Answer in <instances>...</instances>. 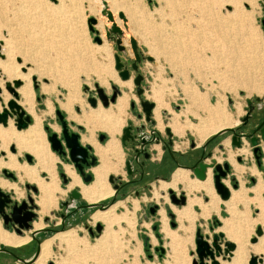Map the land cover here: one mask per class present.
Listing matches in <instances>:
<instances>
[{
    "label": "rangeland",
    "instance_id": "374dc122",
    "mask_svg": "<svg viewBox=\"0 0 264 264\" xmlns=\"http://www.w3.org/2000/svg\"><path fill=\"white\" fill-rule=\"evenodd\" d=\"M207 1L208 0H113V4H110V6L113 9H116L115 13L110 10L108 5L106 6L112 13L113 17L116 18L115 20H118L120 23L123 22L122 19L118 18L119 11L126 13L128 19L125 20L126 23L128 22V26L124 25L125 31L122 29L124 31L121 36L122 44L126 49V54H122L117 51L114 40H108L104 35L105 27H108L110 22L107 17L101 13L102 0H0V41L1 46L6 48V51L0 49L3 54V56L0 57V63L8 56V58H10L9 60L17 66V71L19 73H25L27 68L35 67L41 68L40 70L46 72L43 74L45 76L41 77L39 82L37 81V88H34L32 79L30 80V84L33 91L34 110L37 114L42 116L41 128L48 145L49 142L46 139L48 131L44 129V126H48V130L51 132H56L58 135L60 134V126L57 123L55 115V109H59L60 112L63 113L69 128L71 127L75 132H78L80 136L88 131V133L92 135L94 143L103 147L110 140L108 139V132L102 129H96L91 125L85 126L83 122L79 123L82 125V129L79 131L74 126L75 122H73V126L70 125L72 121L68 119L67 113L74 116H80L83 111L87 112V110L91 108L87 101V97L91 95L96 96L94 89L95 83L102 87L108 96L112 94L111 86L114 85L120 90L116 99L122 94L127 95V103L123 106V111L119 113L118 127L115 126V129H117L115 132L116 142L121 151L118 143L120 142V136L122 133L120 130L127 125H130L132 133L139 137L140 134L138 133V130H136L137 127L134 126H139V124H149V122L145 120L144 114L141 110L139 98L135 92V85L133 82L129 79L131 84L128 86L123 85V82L114 74L115 53H118L122 60L128 58L133 59L134 56L129 44V37H133L143 56L138 67V72L143 75L142 87L144 88V92L142 96L149 101H152L154 105L156 103L158 107L161 105L168 109L162 108L160 114L158 113L159 116H157L156 112V116L153 114L156 120H159L160 118L163 125L162 128H157L156 131L160 137L167 139L168 135L165 132L167 122L172 118H176L178 124L181 125L182 128H185V131L180 136H172V146H174L176 150L183 151L189 147V142L191 140L196 144L200 143L201 140L194 127L186 128V126L183 127V125L187 122L196 125L199 124L200 120H204L208 129L213 127L218 121L217 119H219L218 117L211 115V112L217 106L216 104H218L222 110L224 109V115L230 119V121L233 123L237 121L236 124L231 126L232 128L239 125L240 120L246 114L248 100L251 103L258 102V105H264V57H259L261 63H259L260 61L257 57L254 59V62H252V64L254 63V68H252L253 66L249 67V73L251 74V80L249 79L250 83L248 81H243L242 86H233L234 79H226L221 76L217 77L214 74V70L218 66V63L216 61H214V63L207 62L204 59L206 56L204 54L207 51L205 45L206 41L205 38L203 39L204 35L203 37L200 36L199 39L195 36L199 32L198 30L196 33L197 30L195 25H197L199 21L203 23L202 27L206 26L204 24H207L208 21V14L205 12L207 11ZM110 3L112 2L110 1ZM217 8L219 9L218 6ZM239 11L240 18L242 17L241 22L244 25L243 30L241 31V36L245 33V35L241 37V40L246 41L247 44L249 41L254 42V44L257 45L256 47L253 46L255 51L260 50L261 47L264 51V45H260L261 43H264V0H240ZM219 12L224 15L231 14L232 5H222ZM89 18L95 19V23L92 24V30L89 29ZM202 32H204V29ZM95 36L100 38V43H97L94 40ZM178 37L182 38L181 40L183 41L185 48L183 52L179 51L176 46V40ZM198 40H200L201 43L198 42ZM5 42L6 44H4ZM187 44L191 45L187 46ZM187 47H190V49ZM146 56H150L152 59L147 60L145 58ZM200 57L203 58L201 59ZM17 59H19V61H17ZM22 66L24 68L26 67L25 70L22 69ZM44 67L49 68L47 69L48 71H45L46 68ZM50 74H54L55 76H51ZM32 76H35L37 79V74L31 75V78ZM5 81H7V79H5V76L0 73V83L2 84L1 89L10 95L4 89ZM53 82L55 83L53 91L50 93L41 91L40 84H53ZM58 85L61 87H58ZM188 86L190 87L188 88ZM85 87L86 89H84ZM71 89L75 90L74 92H76V96L79 95V97H81L83 105L79 106V103H74L71 111L65 112L66 110L62 109L60 104L65 102L66 94H68ZM186 89H192V92H195L196 95L199 94L198 96H200L199 100H196L193 106L190 105V101L185 95ZM255 98H258V100ZM18 99L19 97L17 100ZM47 101L50 102L52 111L48 114H41L47 109ZM115 103L116 100L104 107L100 101H98L99 105L111 113H116ZM131 103H133V106H131ZM75 106L78 107L79 111H76ZM96 107L97 105L95 108ZM10 120L13 123V120ZM32 121L33 118L31 116V122L29 125ZM51 124L56 125L58 129L52 128V126H50ZM0 126L6 127L7 125L2 126L0 124ZM169 127L171 129L172 126ZM149 132L150 131L147 130V133ZM172 132H175L173 128ZM98 133L99 135L103 134L104 137H106L102 142L99 141ZM223 140V137H219L211 142L209 147L204 151V161L206 163L216 162L219 164L227 162L230 171L222 181L227 183L230 190L238 189L239 185H242V187L246 189V197H244L242 201L236 203L235 209L243 214L244 220L242 223L246 227L245 233L248 238L247 245L249 247L254 244L250 243V238L255 236V228L262 225L264 222V219L262 223L253 221L258 214L259 207L255 202H250L248 200L249 198L257 197L259 195L255 193L254 187L257 184V180L264 183V165H262V161H260V165L256 163L253 147L247 138H243V142L240 146L247 149L245 154L235 153L240 147L232 146L229 142L228 146L223 145ZM152 144L153 143L148 145V153L150 155L149 158L145 160H149V163H155L159 160V152H156ZM258 147L260 148V152L258 153L260 159L262 158V160H264V140H260ZM48 149L57 157L54 170L59 183L58 187L60 186L63 191L56 193L57 204L45 216L57 221V219H55V214L61 211L59 203L66 198V194L69 191L67 186L70 179L64 172V164L70 165L78 175L79 173L75 170L67 156H58L50 149V146ZM129 150L133 152L132 145ZM7 151L11 154H15L17 163H26L22 153L17 154L16 150L12 153L9 147L7 148ZM123 151L124 153H122L121 162L122 169H120L115 176L121 175L123 178L122 180L125 181L130 178L126 174V166L124 162L126 152L128 153V151L126 149ZM159 151H161L160 148ZM229 151L234 154L233 163L227 158ZM5 155L4 152V156ZM4 156L0 154V157L4 158ZM237 158H240V160ZM112 162H114V159ZM31 164H33V162ZM95 164L97 163H94L93 166H95ZM234 165L242 166L241 171L236 173ZM253 168L257 170V173L252 172ZM1 169L2 168H0V178L4 179L1 174ZM10 171L14 174L16 172L12 169H10ZM86 172L90 173L89 171ZM61 173L64 175L66 182L63 181V177L60 175ZM192 173L193 172L191 171L190 176L195 178ZM107 175L103 180L106 183ZM41 176L45 178L47 177L45 173H41ZM112 176L117 178L114 175ZM149 177L150 179L143 182L141 188L126 187L117 190L114 189L112 183L108 181L109 186H111L114 192L115 198L113 202L119 203L115 208V214L127 215L130 219H133L134 222L130 225L126 220L122 219L118 223H114L112 230L114 234H116V237L113 239L114 241L111 240V243L109 242L108 247H106L104 251H98L96 254L89 256L79 255L81 257H74L75 259L71 258L72 262L70 264H174V262L177 264L181 261H183L181 263L184 264H192V257H196L194 238L197 229H199L202 235L208 239H211L213 234L219 232L223 233L224 240L225 238L227 239L225 233L221 230L224 219L229 217L228 210L223 203L219 204L217 211L212 210L206 217L199 215L201 210L197 205L193 206V213L196 217L193 220L192 228H190L185 219L178 220L175 214L171 211V207L177 206V208L180 209L182 205H177L170 201L167 188L163 191L159 189V192L163 197H154L153 191L155 188H158L160 184L159 182L161 181H157L160 178L155 174H151ZM191 177L188 175V178ZM79 178L81 179L80 175ZM231 178H234V182L237 184L236 188H232ZM211 179L213 186L212 175ZM92 180L85 184H90ZM116 181L118 182L117 179L115 180V183H117ZM163 181L168 182V180L164 178ZM12 182H16V180ZM25 182L26 181H23L21 184H17V189L20 192V195L15 196L13 194V197L17 200L21 197H25L26 189L23 185ZM121 182L122 181H120V183ZM177 184L175 188H173V192L176 193V195L179 193L183 194L184 191L187 199L195 196L199 197L203 202L208 201V197L202 191L186 193L185 190L181 188L182 184H180L181 186H177ZM213 189L215 191V188ZM2 190L6 191V189L3 188ZM259 193L261 201L264 203V189L260 190ZM31 194L34 199L39 193L31 192ZM216 195L221 201L228 200H222L218 193H216ZM154 204L157 205V210L156 213L152 214L148 210V207H152ZM183 206H185V204ZM169 212L174 214L173 218L168 215ZM162 213L165 217V224L160 220ZM39 215L40 214L38 213V216ZM88 216H91V214ZM42 219L40 218L41 222ZM38 220L39 219H35V221ZM171 222H174V226L171 225ZM49 223L50 220H48L46 224L48 225ZM97 223L102 225V232L104 224L101 221H98ZM87 225L88 227H85L83 224L79 223L64 228V230L74 228L79 238L87 240L88 243L93 244L95 238L98 237L101 232L97 233L95 231L96 225L92 224L89 217L87 219ZM165 226L166 230L173 233L174 237L177 238V243L174 246L178 250L169 244L170 237L165 234ZM89 227L92 229V232L89 231ZM182 227H188V230L185 231ZM6 230L17 234L12 229ZM26 232L27 231L23 230L22 233ZM39 238L42 241L46 239L44 235L39 236ZM30 241L28 243H30ZM28 243L18 248H8L14 251H20L22 248L24 249ZM32 243L29 252L33 253L36 244L34 242ZM161 247L163 248L162 252L160 251ZM173 251L176 252V255H174ZM65 254L66 252L63 250V247H60L55 243L52 246V256L48 259L47 263L50 261L53 264H56L55 260L60 256H65ZM252 254L261 257L264 256L263 252L250 251L245 264H248L249 257ZM173 256H176L177 259ZM230 257L231 255L225 256L223 260H229ZM1 264L24 263L16 262V260L11 258H5ZM261 264H264L263 261Z\"/></svg>",
    "mask_w": 264,
    "mask_h": 264
},
{
    "label": "bare ground",
    "instance_id": "6f19581e",
    "mask_svg": "<svg viewBox=\"0 0 264 264\" xmlns=\"http://www.w3.org/2000/svg\"><path fill=\"white\" fill-rule=\"evenodd\" d=\"M102 1H105L107 3L108 7L113 13L116 12V9H113L110 6V4H113V0H102ZM110 1L112 3H110ZM224 4L232 5L231 14L224 15L221 14V12H219L220 7ZM206 6H207L206 7L207 11L205 12H207L208 14L207 16L208 18L206 17L208 19L207 24H204L206 26L202 27L203 23L199 21L198 24L195 25L197 30V31L195 30L196 33L199 30L198 34L195 36L199 39L200 36L203 37L204 35L203 39L205 38L206 41L205 45L207 51L204 54L206 55L204 59L207 62L209 61L214 63V61H216L218 63V66L214 70V74L217 77L221 76L226 79H234L233 86L236 85L242 86L243 81L249 82L251 80L249 67L253 66L252 68H254L253 65L254 63L252 64V62H254V59L256 57L258 58V60L260 56L264 57V51L262 50L261 46H260L261 49L258 48L260 50L255 51V48L253 46L256 47L257 45H255L254 42L249 41V43L247 44L246 41L241 40V37L244 36L245 33L243 32L244 35L241 36V31L243 30L244 25L241 22L242 17L240 18V11H239L240 0H208ZM217 6L219 7V9L217 8ZM123 14L125 18L126 14L125 13ZM203 29L204 32H202ZM181 39H182L181 37L177 38L176 46L179 49V51L183 52L185 48L183 41ZM201 41L198 40V42L200 43ZM4 44H6V42ZM188 45L190 46L191 44H187V46ZM260 45H264V43L263 44L261 43ZM187 48L190 49V47ZM1 50L6 51V48L3 46ZM9 59L10 58H8L7 56L6 59L0 63V73L5 76V79H7V81L5 82H9L10 84H12L13 81L16 79H19L21 81V85L16 89L19 95V99L17 100V102L26 111V113L32 116L33 121L25 130H21V131H17V129L15 130L14 126L12 125L13 123L10 119H8L6 127L0 126V151H4L6 154L5 159L0 157V168L15 170L18 181L21 182L26 180L29 183L35 184V186L37 187L39 194L35 198V203L39 206L38 213L40 215L38 218L39 220L33 222V229L36 230L38 228L40 229L43 226V223L40 220L41 216L47 214L50 209L56 206L57 204L56 193L60 191L62 192V190L58 187V180L56 178V174L54 170L57 157L54 154H52L48 149V144L45 140L44 137L45 135L41 128L42 116L40 114H37L36 111L34 110L33 91L31 89V84H30L31 75L37 74L36 81L39 82V79L41 77H44L45 75L43 74L46 72L40 70L41 68L35 67V68H27L25 73H19L17 71V66L13 64V62L10 61ZM259 63H261V61ZM256 64L258 65L257 62ZM22 68L24 67L22 66ZM44 68H46L45 71L49 69L47 67ZM54 74L53 75L50 74V75L55 76L56 74L55 75ZM122 81H127V80H122ZM54 84H55L54 82L53 84H40V89L42 92L50 93L51 91L54 90ZM122 84L128 86L131 83L130 81H127V82H123ZM0 85L1 88L2 84L0 83ZM189 87L190 86H188V88ZM74 91L75 90L71 89L68 92V94H66L65 102L60 104L62 109L66 110V112L71 111V108L74 103H79L78 104L79 106L83 105L82 102L83 100L81 99V97H79V95L76 96L75 95L76 92ZM185 95L189 99L190 105L192 106L194 105L195 101L199 100L200 98V96H198L199 94L196 95L195 92H192V89H186ZM0 96L2 98V102L0 103V111H1L2 109L1 104L5 105L7 100L10 99L11 96L5 93L3 90ZM126 103H127V95L122 94L120 97L116 99V103H115L116 113H111L110 111H107L97 103L96 108L91 107L92 109L91 108L88 109L87 112L83 111L80 116L78 115L74 116L72 114L70 115L69 113H67V116L69 119L75 121L76 123L83 122L85 126L91 125L92 127L94 126L96 128L100 127L102 129L108 130L110 135H112V133L114 135V132L117 131V129H115V126L118 127L119 124L118 121L119 113L123 111V106ZM216 105L217 106L213 109V111L212 112L210 111L212 116L219 118L217 119L218 121L213 127L208 129L205 125L204 120H200L199 124L196 125L187 122L185 125H183V127L184 126L188 128L194 127L201 141H203L208 136L213 135L217 131L224 128H230L232 125L237 123V121H235L234 123L230 121V119H228L224 115L223 112L224 109L222 110L218 104ZM160 110L158 109V107H155L152 112L154 115L156 112L157 116H159ZM51 111H52V106L50 102L47 101V109L45 112L41 114L44 113L48 114ZM167 124L168 126H172L171 128H173L175 132H180L179 129H182V126L178 124L176 118H172ZM157 125L159 127H162L160 118L159 120L157 119ZM50 126H52V128L54 129H58L57 126L54 124H51ZM81 139L82 141H85V143L86 142L90 143L94 147L95 152L98 153L99 155V164L93 169L94 181L88 186H85L80 182L79 177L76 176L74 171L71 169L70 165L68 166L67 164H64L63 169L70 178V183L68 187L72 185H78L82 192V196L89 202H94L99 199H103L111 196L113 191L103 180L108 172L116 173L118 171V168L121 166L122 152L119 150L117 146L116 139L111 138L103 147L95 144L92 135L89 133L87 135L86 134L82 135ZM228 142H229L228 140H224L225 143L224 145L228 146ZM10 144H14L17 154L23 152L30 154L33 157V164L29 165L25 162L21 164L17 163L16 156L7 151V148L9 147L8 145ZM246 152L247 149L245 147H240L237 149V152L235 153L245 154ZM233 156L234 154L231 151H229L227 154V158L232 163H233ZM113 159L114 162H112ZM241 169L242 166L234 165V170L236 173L241 171ZM252 172L257 173V170L253 168ZM40 173H45L47 175V179L45 180L44 178H42L40 176ZM211 173H212L211 169L208 168L205 179L199 180L197 178H188V171L178 170L176 171V174L174 175L171 182L161 184L162 188H165L167 186H172L175 188L176 184L180 183L182 184V188L186 191V193H192L198 190H202L209 197L208 201L204 203L200 198L193 196L192 198H188V199L186 198L187 200L185 202V206H183L182 208L178 209L175 206L172 207L176 213V218L178 220L185 219L188 222V226H190V228H192L193 220L196 217L192 209L194 205H198L199 208L201 209V212L205 214L206 213L208 214V212H211L212 210L217 211L219 208V199L216 196L215 191L213 189L214 186H212ZM224 184L227 186V183L225 181ZM0 187L3 189H12L16 193L18 192V189L16 188L15 184L8 183V181L3 179H0ZM262 189H264V183L257 180V184L254 187L255 193L260 195L259 191ZM259 195L257 197L249 198L248 200L250 202H255V204L258 205L259 207L258 214L253 221L256 222L258 221L262 223L264 219V203L261 201ZM244 197H246V189L243 188L242 185H239L238 189H231L228 200L222 202L228 210L229 217L224 219L221 230L225 233V236L227 237V239L225 238V240L228 241L231 240L232 243L235 245V249L230 252L229 256L231 255V257L229 258V260H223L222 256L215 257V259L218 261L219 264H245L246 258L250 251L263 252L264 254V231L260 236L257 237V241L254 244L250 245L249 247L247 245L248 238L245 233L246 227L242 223L244 217L243 214H241L242 212L240 213L235 209L236 203L242 201ZM118 204L119 203H115L111 205L108 209L103 211L96 210L92 214L91 218L93 222L101 221L104 224L103 231L99 234L98 237L95 238L93 244L88 243L87 240H83L79 238L74 228L65 231L56 232L52 236L44 239L40 243L38 256L31 264H48L47 261L52 256V246L55 243L56 245L63 247V250H65L66 252L65 256H60L57 260H55L56 264H70L72 262L71 258L73 259L74 257H77L79 255L89 256L92 254H96L98 251H104V249L108 247L109 242L111 243V240H113L116 237V234H114L112 230V226L114 223L116 222L118 223L122 219L126 220L127 223L130 225L132 224V222H134L133 219H130L127 215L115 214L114 211ZM207 214L205 216H207ZM164 218H165L164 216H161V220L163 224H165ZM182 228L185 231L188 230V227H182ZM165 234L166 236L170 237L169 244L171 246H174L177 243L176 241L177 238L174 237L173 233L166 230V226H165ZM28 240H29V236L27 234L23 236H19L14 234L13 232L9 233L0 228V243L2 244L10 245V246H20L27 243ZM175 249L178 250L176 247ZM175 251H173L174 255H176ZM173 257L177 259L176 256ZM262 258L264 263V256ZM181 262H178L177 264H184ZM207 263L209 264V261H207Z\"/></svg>",
    "mask_w": 264,
    "mask_h": 264
},
{
    "label": "water",
    "instance_id": "95a60500",
    "mask_svg": "<svg viewBox=\"0 0 264 264\" xmlns=\"http://www.w3.org/2000/svg\"><path fill=\"white\" fill-rule=\"evenodd\" d=\"M106 2L102 1V9L101 13L102 15L106 16L108 21L110 22V25L108 27H105L104 35L106 39L108 40H114L116 44V49L119 53L126 54V49L124 48L122 44V38L124 31L116 25L114 22V17L110 10L107 9ZM118 17L125 20L123 14L121 12L118 13ZM89 29L92 30V24L95 23L94 18H89ZM94 40L97 43H100L101 40L98 36L94 37ZM129 44L130 49L133 53V59H126L122 60L118 53L114 54V68L118 73V76L121 80H128L131 77V73L134 72V76L132 77V82L135 85V92L139 98V103L141 106V110L144 114L145 120L151 124H154V119L152 116V108L154 106L152 101H149L148 99L144 98L142 96L144 92V88L142 87V81H143V75L138 72L139 64L143 58L141 51H139L136 40L133 37H129ZM0 49H1V41H0ZM3 54L0 51V57H2ZM147 60H151L152 58L150 56L145 57ZM19 61V59H17ZM25 70V68H22ZM33 86L34 88L38 87V83L36 81V77L32 76ZM21 85V81L19 79H16L13 81L12 84L9 82L4 83V89L11 95V98L7 100L6 104H1V111H0V124L2 126H6L8 119L13 120V125L17 130L25 129L29 123L31 122V115L26 113L25 110L20 106V104L17 102V98L19 97L16 89ZM112 87V94L108 96L104 89L100 86H98L97 83L94 84L95 89V95H91L87 97V101L90 105V107H95L100 101L102 106L106 107L109 103H113L116 100L117 94L120 93V90L117 89L114 85ZM86 89V87L84 88ZM2 92V89L0 88V94ZM258 100V98H255ZM0 102H1V96H0ZM247 104L249 105V112L251 111V102L248 100ZM131 106H133V103H131ZM76 111H79L78 107L75 108ZM55 115L57 120L60 122L62 130H61V136L56 132H51L47 134L46 139L49 142L50 149L54 151L58 156H67L69 161L73 164V167L77 170L79 175L82 178V181L84 183H89L92 180V175L90 173L84 172V167L89 165H94L96 159L94 156H91L89 154L90 147L88 145H84L80 142V135L78 132L75 131H68V125L67 121L64 118V115L62 112H60L59 109H55ZM248 119V116L246 115L241 120L246 121ZM264 120L261 121L260 124H262ZM44 129L48 131V126H44ZM231 130L233 132L232 138H231V145L239 147L241 144V138L240 135L236 132L235 128H224L213 135H210L205 141L202 143V151L199 155L198 159L195 161L194 164L191 166H188L190 171L193 172L195 177L199 180H203L206 177L207 169L210 168L212 171V178H213V186L215 188L216 193L220 196L222 200H226L230 196V190L229 188L223 183V178L227 176V171L229 170V165L227 162L224 164H219L216 162L206 163L204 161V151L205 147L208 143V141L213 138L214 136L221 134L223 132H226L227 130ZM260 135L261 139H264V126L260 128ZM152 133H154V130H151ZM166 134L169 136L166 144L163 146V149L167 148L168 151H170L169 146L172 145V139H171V132L168 127L165 128ZM247 137L249 138V142L251 146L253 147V153H255V159L256 163H260V156L257 153L259 150L258 147V137L253 136V133L248 134ZM133 136L131 134V126L127 125L122 129V136H121V142L125 144L126 141L132 140ZM104 139V135H99V140L102 141ZM151 142L157 143V138H152L150 140ZM145 138L141 139L142 145H146L148 142ZM9 149L12 153L16 150L14 144L9 145ZM4 154V151L1 152ZM145 158L149 157L148 152L143 153ZM209 155V154H208ZM24 157L27 163L31 164L33 162V157L28 154L24 153ZM240 160V158H237ZM126 166V172L128 174H132L131 170V164L130 161H125ZM2 173L12 178L13 180L16 178V175L11 172L7 171L6 169L2 170ZM63 177V181L66 182V179L64 175L60 174ZM114 178L111 176L109 177V182L112 183ZM232 188H236L237 184L232 180ZM24 187L26 189L31 188L34 193L37 192V188L35 185H31L29 183H25ZM114 189H117V185L115 184L113 186ZM170 201L177 205H184L186 202V196L185 194H180V196L176 195L171 189L168 190ZM68 195L72 198H78L80 196L77 189H72ZM65 204V203H64ZM90 207H99L100 210L107 208L108 206H104L101 203L100 204H92V205H86ZM157 205L154 204L152 207H150L151 211H153V208H156ZM37 209V205L34 203V199L31 196L27 197V200H22L20 202L13 200L9 193L3 191L0 188V219L2 220V224L4 227L8 222H10L13 226V230L17 234H21L24 231H30V237L35 240L36 242V248L35 251L32 253V255L28 258H20L17 257L16 254L9 251L5 248L4 245L0 244V252H6L16 258V262H21L24 264H31L36 257L38 256L39 252V246L42 240H40L39 237L36 236L39 232H46L45 237H50L57 231L64 230V226L60 228V230H57L55 232L53 231H47L46 228H40L32 231V222L37 218V214L34 210ZM168 215L173 218V213H168ZM63 216V214H62ZM48 216L43 217V221H48ZM95 230L97 233H100L102 230V225L99 223L95 224ZM171 225L174 226V222H171ZM87 227V226H86ZM6 228V227H5ZM155 228V227H154ZM89 231L91 232V228H89ZM264 231V222L262 225H259L255 228V236L250 238V243H255L257 241V237L262 234ZM158 235V234H156ZM195 254L196 257H192V264H208L207 261H209V264H219L218 261L215 259L217 256H222L224 259L225 256H228L232 250H234L235 245L228 240L223 239V233H215L212 235L211 239H208L202 233L199 229L195 231ZM223 247H222V246ZM160 251H163V248L161 247ZM262 257L261 256H255L250 255L248 264H261L262 263ZM48 264H53L52 262H48Z\"/></svg>",
    "mask_w": 264,
    "mask_h": 264
},
{
    "label": "flooded vegetation",
    "instance_id": "af4514ba",
    "mask_svg": "<svg viewBox=\"0 0 264 264\" xmlns=\"http://www.w3.org/2000/svg\"><path fill=\"white\" fill-rule=\"evenodd\" d=\"M258 102H256V103H251L250 105H251V111L249 112V105L247 106V112H246V114L244 115V117L247 115L248 116V119L246 120V121H243V120H240V123H239V125H237L236 127H235V129H236V132L240 135V138H241V144H242V142H243V138H247L248 140H249V138L247 137V135L248 134H251V133H253V136H256V137H258V144L257 145H259V142H260V140H264V139H261V135H260V128L261 127H263L264 126V122L262 123V124H260L261 123V121L262 120H264V105H258L257 104ZM155 106V105H154ZM154 106H153V108H154ZM153 108H152V111H153ZM154 120H155V118H154V115H153V112H152V116H151ZM69 119V118H68ZM71 120V119H70ZM72 122H75V121H73V120H71ZM155 122H156V120H155ZM252 122H255L253 125L251 124ZM57 123L59 124V126H60V134H59V137L61 136V130H62V127H61V124H60V122L57 120ZM76 123V122H75ZM79 124V123H78ZM67 125H68V123H67ZM71 125V124H70ZM166 128V127H165ZM169 128V127H168ZM231 128V127H230ZM170 129V128H169ZM136 130H138V133L140 134L139 135V137L135 134H133L132 133V130H131V134H132V136H133V138H132V140H129V141H126L125 142V144L126 143H128V142H130L131 143V145L133 146V155H132V161H130V160H128V161H130V164H131V170H132V174H128L127 172V174H128V176L130 177V179L127 181V182H121L120 183V181H116L117 183H115V180H116V178H114V180H113V182H112V185L114 186L115 184L117 185V190H120V189H122L123 187H125L126 185H130V184H133V183H137V182H141L142 181V179H143V176H144V174H145V163H146V161L145 160H147L148 158H145L144 157V155H143V153L144 152H148V145L149 144H151V143H154V142H151L150 140L152 139V138H157L158 139V142L159 141H161L162 142V145L164 146L165 144H166V142H167V140H168V138H169V136H168V138L167 139H163L162 137H160L159 136V134L157 133V132H155L154 131V133H152L151 131L149 132V133H147V134H145V133H142V131H140L139 132V130H140V128H136ZM141 130H143V127H142V129ZM243 130H246V131H243ZM19 131V130H18ZM68 131L69 132H71V131H74L73 129H71V127L69 128V126H68ZM231 131V130H230ZM170 132H171V130H170ZM232 132V131H231ZM49 133H51V131L50 130H48V134ZM172 133V132H171ZM173 134V133H172ZM86 135H87V133H86ZM174 135V134H173ZM232 135H233V132H232ZM95 138V137H94ZM142 138H145L147 141H150V142H148L146 145H142V143H141V139ZM231 138H232V136H231ZM82 140V139H81ZM85 142V141H84ZM87 143V142H86ZM87 144H89V143H87ZM241 144H240V146H241ZM89 145H91V144H89ZM172 146V145H171ZM171 146H169V148L171 147ZM239 146V147H240ZM48 147H49V145H48ZM236 147V146H235ZM165 149H167V148H165ZM260 149V148H259ZM92 150H93V152H94V148H92ZM2 151H0V154L2 155V156H4V154H2L1 153ZM260 152V150H258L257 151V153H259ZM24 153L25 152H23L22 153V156L24 157ZM89 154H90V149H89ZM94 154L95 155H97L95 152H94ZM13 155H15V154H13ZM91 155V154H90ZM142 155V156H141ZM150 155V154H149ZM91 156H93V155H91ZM144 159H143V158ZM204 157H205V154H204ZM2 158V157H1ZM3 159H5V156H4V158ZM24 159H25V157H24ZM99 159V158H98ZM198 159V158H197ZM23 163V162H22ZM27 163V162H26ZM195 163V162H194ZM193 163V164H194ZM19 164H21V163H19ZM27 164H29V163H27ZM222 164H224V163H222ZM29 165H31V164H29ZM68 165V164H67ZM69 166V165H68ZM90 166V165H89ZM89 166H85L83 169H84V172L85 173H87L86 172V170L85 169H87ZM71 167V166H70ZM95 168V167H94ZM93 168V169H94ZM3 169H6L7 171H10V169H7V168H2L1 170H3ZM72 170H73V168H71ZM74 171V170H73ZM92 171V170H91ZM230 170H228L227 171V173L229 172ZM65 172V171H64ZM74 173L76 174V176L77 177H79V175L74 171ZM92 173H93V171H92ZM1 174H2V176L4 177V179L3 178H0V179H3V180H6V179H9V180H12V181H15L16 179H18L17 177L13 180L12 178H10V177H7V176H5L3 173H2V171H1ZM66 174V173H65ZM109 174V173H108ZM212 174V173H211ZM15 175H16V172H15ZM67 175V174H66ZM94 175V174H93ZM17 176V175H16ZM40 176H41V173H40ZM47 176V175H46ZM68 176V175H67ZM42 177V176H41ZM69 177V176H68ZM6 178V179H5ZM42 178H44L45 180L47 179V177L45 178V177H42ZM192 178V177H191ZM70 179V178H69ZM9 180H6V181H8V183H12V184H15V183H13V182H10ZM79 180H80V178H79ZM24 181H26V180H24ZM93 181H94V179H93ZM92 181V182H93ZM106 181H107V178H106ZM160 181H163V180H160ZM20 182V181H19ZM21 182H23V181H21ZM80 182H81V180H80ZM91 182V183H92ZM25 183H29L28 181H26ZM24 183V184H25ZM69 183H70V181H69ZM69 183H68V185H69ZM82 183V182H81ZM90 183V184H91ZM223 183H224V181H223ZM23 184V185H24ZM29 184H31V185H35V184H33V183H29ZM83 184V183H82ZM90 184H88V185H90ZM108 184V183H107ZM16 185V184H15ZM58 185H59V183H58ZM83 185H85V186H88V185H86V184H83ZM74 186H77L78 188H79V192H81V190H80V187L78 186V185H72V186H70V187H68L67 186V189H70V188H72V187H74ZM109 186V185H108ZM110 187V186H109ZM1 188V187H0ZM16 188H17V185H16ZM37 188V187H36ZM59 188H60V186H59ZM111 188V187H110ZM2 189V188H1ZM26 189V188H25ZM61 189V188H60ZM72 189H75V188H72ZM72 189H70L68 192H67V196H66V198L65 199H63V200H61L60 201V203H59V207L61 208V211L60 212H57L56 214H55V219H57V221H55V220H53V219H48V220H50V223L45 227L46 229H47V231H53V232H55V231H57V230H60V228L62 227V226H64V228H68V225H69V218H71V216L73 215V214H75V213H78L84 206H86V204H83V203H79L78 202V200H79V198H80V196L76 199V198H72V197H70L69 195H68V193L72 190ZM112 189V188H111ZM62 190V189H61ZM78 190V189H77ZM63 191V190H62ZM113 191V190H112ZM5 192H7V193H9L10 194V196L12 197V199L13 200H16V201H18V202H20V201H22V200H27V197L28 196H31L32 197V194H31V192H33L32 191V189L31 188H28V189H26L25 190V197H21L19 200H17L15 197H13L14 195L15 196H19L20 195V192L18 191L17 192V194H16V192L14 191V190H12V189H6V191ZM37 192L39 193V191H38V189H37ZM34 193V192H33ZM14 194V195H13ZM81 194V197H82V199H84L85 201H87L83 196H82V192L80 193ZM112 195H113V193H112ZM112 195L111 196H109V197H106V198H103V199H99V200H97V201H94V202H89V201H87L88 203H92V204H102V205H106L107 206V203L106 204H103L102 203V201H104V200H107V199H109V198H111L112 197ZM166 195V194H165ZM163 197V195L160 193V197ZM178 196H180V193L178 194ZM167 197V196H166ZM34 203H35V198H34ZM65 203V204H64ZM36 204V203H35ZM37 205V204H36ZM174 206V205H173ZM183 206V205H182ZM181 206V207H182ZM37 207H38V210H39V206L37 205ZM110 207V206H109ZM109 207H107V208H105V209H102V210H100V211H103V210H106V209H108ZM175 207H177V206H175ZM99 208V207H98ZM180 208V207H179ZM51 210V209H50ZM49 210V211H50ZM97 210H99V209H97ZM148 210L152 213V214H154V213H156V208H153V211H151V209H150V207H148ZM35 212H36V210H34ZM49 211H48V213H49ZM172 211V210H171ZM37 213V212H36ZM47 213V214H48ZM94 213V212H93ZM92 213V214H93ZM47 214H44V215H47ZM62 214H63V216H62ZM92 214H91V216H92ZM43 215V216H44ZM37 216H38V213H37ZM42 216V217H43ZM91 216H90V220L92 221V218H91ZM42 217H41V219H42ZM38 218H39V216H38ZM37 218V219H38ZM36 219V220H37ZM35 221V220H34ZM33 221V222H34ZM33 222H32V231L33 230H35V229H33ZM48 222V221H47ZM98 221H95V222H93L92 221V224H96ZM42 223H43V221H42ZM43 226H44V223H43ZM42 226V227H43ZM58 226V227H57ZM87 227H88V225H86ZM3 227H4V225H3ZM2 226H1V224H0V228L1 229H3L4 231H7L6 229H12L13 230V226H12V224L10 223V222H8L7 224H6V229H4ZM41 227V228H42ZM90 228V227H89ZM88 228V229H89ZM39 229V228H38ZM71 229V228H70ZM68 230V229H67ZM63 231H65V230H63ZM96 231V230H95ZM7 232H11V231H7ZM58 232H60V231H58ZM91 232H92V229H91ZM14 233V232H13ZM15 234V233H14ZM21 234H23V235H25V234H27L28 236H29V240H28V242L30 241V235L28 234V231L26 232V233H21ZM16 235H18V234H16ZM23 235H19V236H23ZM31 242H34L35 244H36V242H35V240L34 239H32L31 238ZM27 242V243H28ZM30 242V243H31ZM27 243H25V244H27ZM28 243V245H26V247L23 249L22 248V250H20V251H14V250H11V249H9L8 247H11V248H18V247H21V246H23V245H25V244H23V245H20V246H10V245H5V244H2V243H0V244H2V245H4L5 246V248L6 249H8L9 251H11V252H13L14 254H16V256L17 257H20V258H27V257H30L31 256V254H32V252H29V250H30V246L33 244V243ZM5 258H11V259H14V260H16V258L14 257V256H12V255H10V254H8V253H6V252H0V264L3 262V260L5 259Z\"/></svg>",
    "mask_w": 264,
    "mask_h": 264
},
{
    "label": "crops",
    "instance_id": "0c3cea01",
    "mask_svg": "<svg viewBox=\"0 0 264 264\" xmlns=\"http://www.w3.org/2000/svg\"><path fill=\"white\" fill-rule=\"evenodd\" d=\"M120 12V11H119ZM122 13V12H121ZM123 14V13H122ZM126 14V13H125ZM123 16H124V14H123ZM126 16H127V14H126ZM126 16H125V20L127 19L126 18ZM119 18V17H118ZM116 18H114V22L116 23V25L118 26V27H120L121 29H123L124 31H125V29H124V25L125 26H128V22L126 23L125 22V20H124V22H119L118 20L116 21L115 20ZM121 19V18H120ZM128 20V19H127ZM98 45H101V44H98ZM114 74H115V76L118 78V79H120V77L118 76V73H117V71L115 70L114 71ZM134 72H132L131 73V77H130V80L132 81V77L134 76ZM114 76V77H115ZM130 80H127V81H130ZM120 81H122L121 79H120ZM127 81H122V82H127ZM58 87H61L60 85H58ZM135 88V87H134ZM159 105V104H158ZM155 107H158L157 106V104L155 103V106H154V108ZM75 108H76V106H75ZM153 108V109H154ZM162 108H164V109H167L165 106H161V105H159V107H158V109L160 110V109H162ZM94 109V108H93ZM168 110V109H167ZM66 112V111H65ZM156 120V119H155ZM160 122H161V120H160ZM168 123V122H167ZM255 122H252L251 124L253 125ZM71 124V126H73V122H71L70 123ZM157 124V120H156V122H155V124H151V123H149V124H139V126H134V127H138V128H140V130H139V132L140 131H142V133H145V134H147V130H149V131H151V130H154L155 132H157L156 131V129L157 128H162L163 127V125H162V122H161V125H162V127H159L158 125H156ZM74 126L76 127V129H78L79 131H81V129H82V125L81 124H78V123H75L74 124ZM142 127H143V130H141L142 129ZM167 127H169L168 126V124H167ZM96 128V127H95ZM155 128V129H154ZM170 128V127H169ZM187 128V127H186ZM232 128V127H231ZM96 129H102V128H100V127H97ZM102 130H104V131H107L108 133H109V131L108 130H106V129H102ZM171 130V132H172V128L170 129ZM180 130V132H172L175 136L176 135H178V136H180V135H182L183 133H184V131H185V128H182V129H179ZM121 132H122V130H120ZM243 131H246V130H243ZM116 132V131H115ZM115 132H114V135H113V133H112V135H110V133H109V138L108 139H111V138H113V139H116V137H115ZM87 134H88V131L86 132ZM86 133H84V134H82V135H85ZM158 133V132H157ZM171 133V139H172V136H173V134ZM82 135L80 136V142L81 143H83L84 145H88L89 147H90V154L91 155H93L94 157H95V159H96V161H95V163H97V164H95V166H93V165H90L89 167H91V168H87V169H85L86 171H89L90 173H91V175H92V179H94V175H93V173H92V171H93V168L94 167H96L98 164H99V159H98V156L97 155H95L94 154V152H95V149H94V152H93V150H92V148H94L92 145H89V144H87V143H85L84 141H82L81 140V137H82ZM98 135H99V133H98ZM148 135V134H147ZM94 136V135H93ZM121 136H122V133H121ZM121 136H120V142H118L119 143V147H120V149H121V151H122V153H124V149H126L127 151H128V153L126 152V157H125V160H124V162L125 161H127V160H130V161H132V155H133V153L129 150V148H131V143L130 142H128V143H126V144H123L122 142H121ZM231 136H232V132L230 131V129L229 130H227L226 132H223V133H221V134H218V135H216V136H214L213 138H211L209 141H208V143H207V145H206V147H205V150L209 147V145L211 144V142L212 141H214L215 139H217V138H219V137H223L224 138V140H228L229 141V144H231ZM95 137V136H94ZM209 137V136H208ZM207 137V138H208ZM104 138H106V137H104ZM206 138V139H207ZM96 140V139H95ZM223 140V141H224ZM100 141V140H99ZM103 141V140H102ZM102 141H100V142H102ZM203 141H205V139L203 140ZM203 141H201L200 140V143H198V144H196L193 140H191L190 142H189V147H187L186 149H184L183 151H181V150H176V148L174 147V146H171L170 147V151H168L167 149H163V145H162V142L161 141H159V142H157V143H153L152 145H153V148L156 150V152L159 154V160H158V162H155V163H149V160L148 161H146V163H145V174H144V176H143V179H142V181L141 182H137V183H133V184H130V185H126L125 187H123L122 189H124V188H126V187H131V188H141V185L143 184V182H145L146 180H149L150 179V177L149 176H151V174H155L157 177H159L160 179H158L157 181H160L161 179L163 180V178L164 179H167L168 180V182H164V181H161V182H159L160 184H159V186H158V188H155L154 189V191H153V195H154V197L155 198H158L159 196H160V192H159V189L160 190H165L166 188L169 190V189H171L172 191L174 190L173 188L174 187H172V186H167V187H165V188H162L161 187V184L162 183H169V182H171L172 181V179H173V177H174V175L176 174V171H178V170H184V171H188V175H189V177H191L190 176V173H191V171H190V169L188 168V166H191L196 160H197V158L199 157V155L201 154V151H202V143H203ZM106 143V142H105ZM104 143V144H105ZM173 143V142H172ZM99 144V143H98ZM222 144V143H221ZM101 145V144H100ZM223 145H224V143H223ZM222 145V146H223ZM159 148L161 149V151H159ZM96 153V152H95ZM96 154H98V153H96ZM113 161V160H112ZM260 161H262V165H264V160H262V158L260 159ZM258 165H260V163H257ZM120 169H122V165L118 168V171L120 170ZM76 170V169H75ZM92 170V171H91ZM77 171V170H76ZM118 171L116 172V173H113V172H108L106 175H107V183H108V181H109V177H111L112 175H116L117 173H118ZM127 174V173H126ZM106 175H105V177H106ZM128 175V174H127ZM192 175L193 176H195L193 173H192ZM67 176V175H66ZM68 177V176H67ZM81 177V176H80ZM113 177V176H112ZM115 177H117L116 179L118 180V181H122V182H127L128 180H122L123 178H122V176L121 175H117V176H115ZM69 178V177H68ZM130 178V177H129ZM171 178V179H170ZM193 178V177H192ZM196 178V177H195ZM81 180V182L83 183V184H85L83 181H82V178L80 179ZM170 180V181H169ZM231 180H234V178H231ZM93 181V180H92ZM10 182H12V181H10ZM233 182V181H232ZM13 183H15L16 185L17 184H21V182H19L18 181V179H16V182H13ZM109 185V184H108ZM178 185H180V184H177V186ZM181 186V185H180ZM111 187V186H110ZM72 188H75V189H78V192H79V188L77 187V186H74V187H72ZM72 188H70V189H72ZM181 188H182V186H181ZM69 189V190H70ZM113 190V189H112ZM198 191H202V190H198ZM186 192V191H185ZM203 192V191H202ZM183 193H184V191H183ZM204 193V192H203ZM79 194H80V192H79ZM185 194V193H184ZM205 194V193H204ZM216 194V193H215ZM206 195V194H205ZM207 196V195H206ZM217 196V195H216ZM208 197V196H207ZM218 197V196H217ZM114 192H113V195H112V197L111 198H109V199H107V200H104V201H102V203L103 204H106L107 203V206L109 207V206H111V205H113V204H115L114 202H113V200H114ZM199 198V197H198ZM208 199H209V197H208ZM219 199V198H218ZM227 200V199H226ZM78 202L79 203H83V204H86V205H92V203H88L87 201H85L84 199H82V197H81V194H80V198H79V200H78ZM223 201H221L220 199H219V204L220 203H222ZM204 203H206V202H204ZM118 206V205H117ZM195 206V205H194ZM198 206V205H197ZM199 207V206H198ZM177 208V207H176ZM182 208V207H181ZM97 209H99L98 207H90V206H84L78 213H75V214H73L72 216H71V218H69V225H68V227H70L71 225H77V224H79V223H81V224H83L85 227H86V225H87V219H88V217L90 218V216H88V215H90V214H92L93 212H95ZM100 210V209H99ZM171 210H172V212L175 214V216H176V213H175V211L173 210V208L171 207ZM201 210V209H200ZM38 211V207H37V209H36V212ZM210 212H208V214H209ZM207 214V213H206ZM205 213H202V212H200L199 213V215L200 216H202V217H206L205 215H206ZM208 214H207V216H208ZM86 216H88V217H86ZM161 216H164L163 215V213L161 214ZM43 217H45V215L43 216ZM38 218V217H37ZM36 218V219H37ZM87 218V219H86ZM86 219V220H85ZM160 220H161V218H160ZM42 221H43V219H42ZM162 221V220H161ZM1 219H0V224H1ZM43 223H44V226L42 227V228H45L46 226H47V222H44L43 221ZM3 224H1V226H2ZM28 233L30 234V231H28ZM45 233L46 232H39L38 234H36V236L37 237H39V236H43V235H45ZM30 240H31V237H30ZM32 241V240H31ZM30 241V242H31ZM32 243V242H31ZM30 243V244H31Z\"/></svg>",
    "mask_w": 264,
    "mask_h": 264
}]
</instances>
